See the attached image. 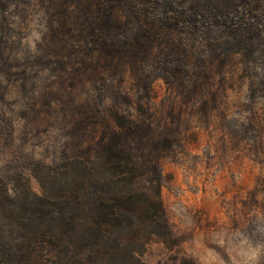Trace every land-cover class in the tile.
Listing matches in <instances>:
<instances>
[{
	"label": "rangeland",
	"instance_id": "rangeland-1",
	"mask_svg": "<svg viewBox=\"0 0 264 264\" xmlns=\"http://www.w3.org/2000/svg\"><path fill=\"white\" fill-rule=\"evenodd\" d=\"M97 1L0 0V175L40 193L37 164L62 175L111 125L143 166L160 165L170 236H152L142 264H264V20L245 57L235 38L216 47L222 69L206 47L194 66L188 41L180 61L151 43L139 66L104 64L98 45L118 28Z\"/></svg>",
	"mask_w": 264,
	"mask_h": 264
},
{
	"label": "trees",
	"instance_id": "trees-1",
	"mask_svg": "<svg viewBox=\"0 0 264 264\" xmlns=\"http://www.w3.org/2000/svg\"><path fill=\"white\" fill-rule=\"evenodd\" d=\"M111 4L115 11L106 16L118 30L98 45L109 57L104 64L126 57L139 66L153 56L151 43L162 47L164 58L173 53L180 61L188 41L194 66L201 69L206 47V57L216 55L222 69L227 51L217 54L216 47L227 48L235 38L232 43L242 45L245 57V44L264 20V0H98L96 8ZM105 13L96 17L102 20ZM121 13L131 16L134 26L122 27ZM112 113L119 114L115 108ZM107 134L95 149L89 145L84 155L65 159L60 176L54 162L37 164L40 193L24 174L19 183L0 175V264H142L145 243L152 236H170L157 156H148L143 166L134 147L122 142L120 129L110 125Z\"/></svg>",
	"mask_w": 264,
	"mask_h": 264
}]
</instances>
